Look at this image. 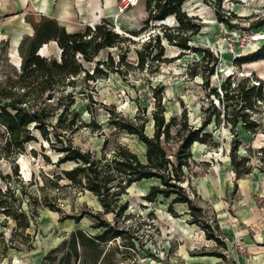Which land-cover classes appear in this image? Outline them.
<instances>
[{
	"label": "rangeland",
	"instance_id": "rangeland-1",
	"mask_svg": "<svg viewBox=\"0 0 264 264\" xmlns=\"http://www.w3.org/2000/svg\"><path fill=\"white\" fill-rule=\"evenodd\" d=\"M133 1L103 0L104 11L100 9L99 13H95L93 17L96 19L93 22L85 18L81 30L87 25L105 21L122 38L130 40H123L119 46L100 49L92 61L86 62L79 58L89 74L97 61L109 62V56L113 61L111 69L104 65L106 74L90 79L82 72L74 77L73 86L67 85L65 89L74 93L72 106L78 110L80 118L90 122L93 117L100 128L95 125L81 126L73 132L61 133V138L63 141L70 138L75 146L91 151L95 158L103 153L110 156L116 145L122 144L145 161L143 142L136 135L110 124V114L116 115V118L135 120L138 124L143 121L144 131L150 136L154 131L152 112L160 110V106L164 108L166 120L175 116L176 122L182 123V115L185 114L187 123L194 127L200 126L205 120V130L211 133V139L205 145L200 142L192 144L190 167L185 169L188 180L185 178L181 182L182 186L197 206L203 204V213L212 226L218 225L211 211L215 203L220 204L219 210L223 209L228 215L236 217L235 222L239 219L237 212L242 204L240 200L246 196L251 199V207L262 212L264 59H250L264 44V23L257 27L251 25L264 21V0H186L182 9L189 16H196L191 22L200 24V29L189 36L187 43L197 49L183 50L163 39V55L158 59L148 55L143 66L137 65L136 51L141 50L144 55L147 51L155 53V49L143 50L142 40L147 37V33H161L164 31L161 23L174 26L177 22L173 16H169L165 21L157 22V25L149 22L147 27H143L146 18L145 0H138L137 4H133ZM218 16L227 21H221ZM28 19L33 21V16L28 15ZM4 41L0 40V95L17 78L21 64L19 43L15 46L17 40H13L12 49L8 40L7 43ZM38 53L58 58L59 47L55 42H47L39 48ZM120 54H124V58H120ZM228 81L231 88L239 85L235 91L237 93L229 98L224 90ZM232 92L228 91L229 94ZM57 94L56 91L53 99H47L49 104L56 103ZM109 108L114 113H110ZM244 121H254L257 126L248 129ZM57 129L60 131L61 128L58 126ZM175 130L176 126H172L171 132ZM32 131L35 139L26 142L22 149L0 157L1 173L10 174V178L0 177V186L4 189L9 179L11 188L21 199L22 207L29 213L36 212L26 230H15L14 218L0 212V264H39L44 254L59 246L69 235L68 231L76 226L72 218L64 216L82 215L78 224L83 226V230L94 232V214L125 230L126 237H130L136 244V253L131 250L124 252L123 256L113 254L112 257L118 258V264H145L137 260L141 253L154 255L161 249L165 250L161 261L168 264L173 247L180 241L173 222L180 220L182 223L187 218L185 221L189 223L187 205L174 203L176 215L170 217L167 207L171 197L158 195L152 201L145 200L143 195L150 185L158 183L157 179L149 178L127 187L118 201H114V196L108 198L111 206L126 202L127 209L123 215L115 216L112 212H105L94 193L72 183L60 173L74 163H59L57 159L61 153L53 149L37 130ZM6 136L5 128L0 125V148ZM52 139L60 146L57 139L53 136ZM235 143V150H231V145ZM165 146L170 154L176 148V143L170 141ZM231 153L238 160L235 167L231 164ZM15 167L18 174H14ZM202 183L214 190L213 196H210L211 201L207 199L206 203H202L197 189L198 184ZM20 188L23 194H20ZM217 231L221 234L219 225ZM122 240L117 238L113 246L122 244ZM222 249L213 240L212 245L201 247L200 250ZM54 263H57V259ZM101 264L113 262L107 257Z\"/></svg>",
	"mask_w": 264,
	"mask_h": 264
},
{
	"label": "trees",
	"instance_id": "trees-1",
	"mask_svg": "<svg viewBox=\"0 0 264 264\" xmlns=\"http://www.w3.org/2000/svg\"><path fill=\"white\" fill-rule=\"evenodd\" d=\"M185 1L145 0L146 18L143 27H147L149 22L157 25V22L165 21L169 16H173L177 24L170 26L161 23L164 31L147 33V37L142 40L143 50L155 49V53L151 54L147 51L144 55L141 50L136 51L137 65L143 66L145 57L148 55L157 59L163 55V39L183 50L197 49L187 42L189 36L200 29V24L191 22L196 16H189L182 9ZM218 19L227 21L220 16ZM263 23L264 21L260 20L251 25L257 27ZM166 29L173 31L167 32ZM126 39L130 40L127 37L122 38L105 21L93 26L87 25L84 30L78 31H67L64 26L50 17H43L35 23L33 35L23 36L18 45L21 55L20 72L0 95V125L7 132L3 146L0 148V157L22 149L26 142L35 139L32 131L35 129L53 149L61 153L57 159L59 163L66 161L74 163L72 167L62 169L60 173L72 183L94 193L105 212H112L115 216L123 215L127 209L126 202L111 206L108 198L114 196V201H118L120 195L124 194L127 187L133 183L142 179L155 178L158 183L151 184L143 198L152 201L158 195L165 198L171 197L167 210L173 215H176L173 209L174 203L186 204L190 215L188 222L197 224L204 231L206 239H212L225 248L226 243L219 237L220 233L217 231L218 225L209 224L202 208L192 201L181 184L185 178L188 180L185 169L190 167L192 144L194 142L206 143L211 139V133L205 130L207 121L204 120L200 126L194 127L187 123L185 114L182 115L184 118L182 123L176 122L175 116L166 120L163 115L164 108L160 106V110L152 112L154 131L150 136L144 131L143 121L138 124L135 120L116 118V115L110 114V124L117 129H124L136 135L144 143L145 161L122 144H117L110 156L103 153L95 158L91 151H84L75 146L70 138L65 141L61 138V133L73 132L81 126L95 125L100 128L95 118L92 117L90 122H84L80 118L78 110L72 106L75 101L74 93L65 89L67 85L72 87L74 77L82 72L90 79H95L99 74H106L107 70L104 65L111 69L113 61L111 56L108 57L109 62L108 60L97 61L89 74L79 58L86 62L92 61L100 49L119 46L120 42ZM50 40L56 42L59 47L58 58L38 53L39 48ZM4 42L7 43V40ZM120 58H124V54H120ZM258 59H264V44L251 56L250 60ZM114 69L118 68L114 67ZM229 85L230 81L224 85L225 95L228 98L234 96L233 94L237 93L235 91L239 89V85L232 88ZM231 90L233 92L229 94L228 91ZM56 91L58 93L56 103L49 104L47 99H53ZM218 100L220 101L219 97ZM109 110L110 113H114L112 108ZM244 125L248 129L257 126L254 121H244ZM58 126L62 130L58 131ZM172 126H176L174 133L171 132ZM52 136L61 143L60 146L55 144ZM170 141L176 143V148L170 153L172 156L165 146V143ZM236 143L231 145V150H235ZM230 158L231 164L235 167L238 160L233 153L230 154ZM14 174H18L16 167ZM0 177L10 178V174H2L0 171ZM19 190L20 194L24 193L21 188ZM15 193L9 179L6 180L4 189L0 186V212L14 218L15 230H26L36 212H27L21 205L19 195ZM92 216L96 219L92 223L95 228L94 232H87L83 229L72 230L59 246L44 254L39 264H55V259H57L56 264H101L107 257L111 258L113 264H118V258L112 257L113 254L123 256L125 251L120 250L119 246H113V243L108 245V242L116 237L124 239L123 245L134 246V242L130 237H126L125 230L100 219L98 214ZM64 218H72L78 222L82 215L64 216ZM201 253L224 257V254L215 250Z\"/></svg>",
	"mask_w": 264,
	"mask_h": 264
},
{
	"label": "crops",
	"instance_id": "crops-1",
	"mask_svg": "<svg viewBox=\"0 0 264 264\" xmlns=\"http://www.w3.org/2000/svg\"><path fill=\"white\" fill-rule=\"evenodd\" d=\"M102 1L0 0V40H8L12 49L14 39L17 40L15 45L17 46L23 36L33 35L34 24L42 17L55 19L67 31L81 30L84 26L85 18L86 21H94L96 18L93 15L99 13L100 9L104 11ZM28 15L33 16V21L28 19ZM50 42L54 41L50 40L48 43ZM202 144L205 145V143ZM197 189L202 197V203H206L207 199L211 201L210 196H213L214 193L212 187L202 183L198 184ZM240 201L242 204L238 207L239 219L237 222L234 221V219H237L236 217L228 215L229 213L223 209L219 210L220 204L215 203L211 207L226 243L225 248L217 250L224 254V257L201 253L212 251H201L200 249L201 247L212 245L213 240L206 239L204 231L198 225L195 223L189 224L185 221L187 218H184L182 223H180V220V222L178 220L173 222L180 241L173 247L172 254L168 258V264H264V210L260 212L257 208L251 207L249 196ZM177 204L186 205L184 203ZM199 207L202 208L204 206L201 204ZM169 214L171 217L172 214ZM185 217L188 216L185 215ZM81 219L76 222V226L70 231L84 229L83 226L78 224ZM195 229L198 230L195 231ZM236 231L244 233V243L247 247V253L245 254L237 253L233 248L231 238Z\"/></svg>",
	"mask_w": 264,
	"mask_h": 264
},
{
	"label": "built area",
	"instance_id": "built-area-1",
	"mask_svg": "<svg viewBox=\"0 0 264 264\" xmlns=\"http://www.w3.org/2000/svg\"><path fill=\"white\" fill-rule=\"evenodd\" d=\"M90 26H93V25H90ZM215 233H216V231H215ZM219 237L224 240V238L222 237L221 234L219 235ZM117 238H121V237H116L115 239L110 240L108 242V245L113 243L114 240H117ZM231 240H232L233 248H234V250L237 253H242V254L247 253V247H246V245L244 243V233L236 231L234 233V235L232 236ZM123 241L124 240H122V244L118 245L119 247H123V248H120V249H122V250L124 249L125 252L126 251L130 252L132 250V251H134L136 253V250H135L136 244H135V242H134L135 245L131 246V245H123L124 244ZM167 241L169 243V240H167ZM164 248H165V246H164ZM157 252H155L154 255L153 254H148L147 255L145 253H141L142 254L141 257L137 255L138 256L137 260L140 259L145 264H164L161 260H163V258L165 256V250L161 249V250H159ZM131 256H132V254L129 255V257H131ZM126 257L124 259H126Z\"/></svg>",
	"mask_w": 264,
	"mask_h": 264
},
{
	"label": "bare ground",
	"instance_id": "bare-ground-1",
	"mask_svg": "<svg viewBox=\"0 0 264 264\" xmlns=\"http://www.w3.org/2000/svg\"><path fill=\"white\" fill-rule=\"evenodd\" d=\"M137 2H138V0H134V1H133V4H137ZM92 22H93V21H92ZM92 22H91V23H92ZM144 156H145V155H144Z\"/></svg>",
	"mask_w": 264,
	"mask_h": 264
},
{
	"label": "water",
	"instance_id": "water-1",
	"mask_svg": "<svg viewBox=\"0 0 264 264\" xmlns=\"http://www.w3.org/2000/svg\"><path fill=\"white\" fill-rule=\"evenodd\" d=\"M59 52H60V50H59ZM40 54V53H39ZM60 54V53H59Z\"/></svg>",
	"mask_w": 264,
	"mask_h": 264
}]
</instances>
